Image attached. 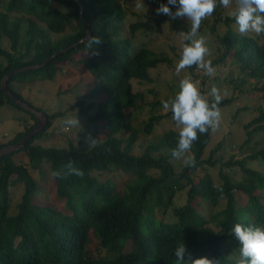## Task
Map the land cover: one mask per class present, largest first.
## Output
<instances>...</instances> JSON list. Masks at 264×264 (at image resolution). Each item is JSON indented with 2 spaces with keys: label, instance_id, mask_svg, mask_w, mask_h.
Listing matches in <instances>:
<instances>
[{
  "label": "trees",
  "instance_id": "16d2710c",
  "mask_svg": "<svg viewBox=\"0 0 264 264\" xmlns=\"http://www.w3.org/2000/svg\"><path fill=\"white\" fill-rule=\"evenodd\" d=\"M80 1L82 13L76 0H0V106L8 103L22 108L1 90L7 73L40 64L84 39L87 22L91 35L100 37V45L88 49L79 43L49 64L13 74L7 87L24 99L18 83L52 80L60 64L72 62L80 54L79 64L85 65L94 79L88 97L98 99L95 114L90 117L93 136L105 130L91 148H77L73 143L68 147L35 144L47 135L52 120L62 114L47 113V126L26 146L0 155V264H173L178 242L185 243L186 258L207 257L219 264H237L240 243L230 231L232 226L238 222L264 226V173L248 165L251 161L264 163V146L257 142L243 159L225 162L213 158L215 148L205 159L212 131L209 127L206 133H198L193 144L195 165L184 166L180 172L171 162L179 131L169 130L157 143H148L144 151H138L137 133H128L127 115L137 108L141 97L140 92L133 90V79L150 81V69L168 63L169 58L146 43L134 41L137 32L149 28L150 16L138 15L135 21L127 22L123 0ZM213 15L209 31L223 45L216 63L224 64L234 55L239 72L256 80V90L264 98V34L242 36L238 29H233L235 22L230 16H223L218 9ZM219 21L227 25L222 34L216 25ZM173 26L186 33L191 30L177 19ZM242 92L251 96L249 88ZM230 101L221 100L218 107ZM76 105L78 112L85 115L94 103L85 105L80 100ZM26 111L33 123L0 143V148L18 142L36 125V116ZM162 118L151 116L145 131L150 133L154 123ZM247 128L249 135L264 131V108H260ZM22 153L40 168V180L34 178L27 165L14 159ZM69 160L84 172L82 177L61 179L54 175L59 170L67 173L63 167ZM220 162L218 181L210 175L198 180L191 176V169ZM41 163L48 166L49 175ZM224 166L239 167L245 177L233 181L223 172ZM115 170L133 178L120 186L113 178ZM17 184L24 191L16 212L12 213L11 187ZM183 190L187 191L186 203L175 205L177 192ZM222 198L226 199L225 205L217 210ZM162 209L163 216L159 218L157 213ZM92 234L99 242L98 250H105L109 256L88 257ZM129 242L132 248L127 251ZM227 242L235 243L236 255L224 250Z\"/></svg>",
  "mask_w": 264,
  "mask_h": 264
},
{
  "label": "rangeland",
  "instance_id": "374dc122",
  "mask_svg": "<svg viewBox=\"0 0 264 264\" xmlns=\"http://www.w3.org/2000/svg\"><path fill=\"white\" fill-rule=\"evenodd\" d=\"M230 5L225 9L223 5L217 3V8L222 15H228L229 11L234 6ZM137 0H123L122 4L126 11L127 22L135 21L138 15L150 16L148 20L149 28L136 33L134 41L138 44L146 43L147 46L154 49L160 54L166 55L169 58L168 63L160 64L156 68L150 69L151 80L140 81L133 79L134 92H140L141 97L138 98V106L127 115L129 123V131L131 134L135 131L138 135L137 146L138 151H144L146 144L157 143L160 137L169 130L179 131L182 127L172 119L170 111H165L162 108L161 101L174 98L179 90V81L186 75L191 76L193 81L197 82L201 94L205 96L209 104L214 101L211 95V88L217 87L222 95V100H231L226 105L220 106L221 120L219 126L212 128L210 142L206 147L203 158L209 159L213 149L216 148L213 158H220V161L225 162L233 158L234 160L243 159L248 153L250 146L255 143H261L264 146V131L252 133L249 135L247 124L256 116L259 115L260 108H264V98L256 90V80L247 77V74H241L239 67L234 64L235 58L229 56L224 64H217V57L221 53L222 43L218 41L215 34L209 31V25L213 23L214 15L205 18L193 39H198L200 36L205 38L208 54L205 60H211L215 72L212 76H208L204 71L196 65L191 68L184 69L179 75L175 72V66L182 54L183 46L186 41L181 36L185 31H179L173 26V19L165 15H157L156 9L162 3H167L160 0H142L145 9H136ZM1 7V6H0ZM172 11H176V6H171ZM179 24L184 27H191L190 21L187 18H177ZM218 32L224 33L227 25L222 21L216 23ZM233 29L237 30L238 26L233 23ZM251 33V32H250ZM191 43V41H190ZM80 54L74 56V61L60 64L59 72L52 80H38L32 83H18V91L30 102L34 107L40 108L45 113L53 114L61 111L62 114L52 120V126L48 129L47 135L42 139H37L35 144H40L45 147H68L73 143L77 148H89L85 143V139L91 134L97 140V137H102L105 130H101L98 135L93 136L94 123L90 121V117L94 116L97 108L98 99H91L88 93L94 87L93 76L89 73L85 65L80 63ZM244 79L242 85L240 80ZM17 86V85H16ZM251 89V96H247L242 90ZM213 97L212 99H210ZM83 101L85 105L93 102V107L87 114L81 115L79 107L76 105L78 101ZM129 112V111H128ZM153 115H160L163 118L154 123L153 130L150 133L145 131V125ZM67 116H78L81 124L68 132H61L60 128L63 120ZM33 123L31 116L25 109L19 108L12 104H4L0 106V143H5L12 139L18 132L23 131L24 127ZM219 145V148H217ZM191 153L183 154L179 159L170 158L177 172L182 171L185 164L184 159ZM17 162L28 166L32 175L37 180L41 178L39 167L33 166L29 161V157L22 154L14 156ZM174 162V163H173ZM220 162L218 165L205 164L197 168L191 169V176L198 180L200 176L210 175L218 181ZM248 165L264 173V163L260 161H251ZM43 171L47 175L48 166L41 163ZM152 172H155L154 170ZM223 172L227 173L233 181L242 180L245 177L244 172L239 167H223ZM45 174V175H46ZM46 175V176H47ZM102 177L107 178L103 175ZM120 186H123L124 180H131L129 174L122 170H115L113 173ZM24 187L17 184L11 187L12 194V213L16 212V205L21 201ZM187 199V191H178L174 200L175 205L185 204ZM226 199L222 198L218 209L224 207ZM206 211V208H202ZM163 209L157 213L161 218ZM98 240L94 234L91 235V241L88 245V257L100 258L110 254L105 250H98ZM131 242L128 243L126 250H130ZM224 250L230 255L238 253L235 243H226ZM237 251V253H236Z\"/></svg>",
  "mask_w": 264,
  "mask_h": 264
},
{
  "label": "clouds",
  "instance_id": "9594fccd",
  "mask_svg": "<svg viewBox=\"0 0 264 264\" xmlns=\"http://www.w3.org/2000/svg\"><path fill=\"white\" fill-rule=\"evenodd\" d=\"M218 0H167L156 9L157 15H165L175 20L177 18H187L191 23V30L187 33H181L185 41H191L183 46L182 54L175 66L177 75L184 69L196 65L202 69L208 76L215 72L211 60H205L208 54L205 38L200 36L193 39L200 29L202 21L212 15L217 8ZM219 3L228 9L233 5V0H219ZM171 6H176L173 12ZM136 9H145L142 0H137ZM229 16L238 26L239 33L243 36L248 33L256 35L264 34V0H235L234 6L229 11ZM88 49H94L102 43L100 37L87 34L80 41ZM94 55H99L98 51H93ZM218 64V63H217ZM211 95L214 102L210 105L208 100L201 94L197 82L193 81L191 76H185L179 81V90L171 99L161 101L162 108L170 111L172 119L182 127L178 133V144L171 152V156L179 159L183 154L191 153L193 144L198 140V133H206L209 127L215 129L219 126L221 120V110L218 107L223 99L217 87L211 88ZM47 114V113H46ZM81 124L78 116H67L61 125V132H68ZM85 143L91 148L97 143V140L89 134ZM196 158L194 155L185 157L183 163L185 166H194ZM62 170L56 171L54 175L64 179L68 176L82 177L84 172L75 167L72 160L67 161ZM240 243L239 256L237 264H264V226L254 224L236 223L230 229ZM187 248L184 242H178L174 248L173 264H219L217 260L207 257L191 259L186 258Z\"/></svg>",
  "mask_w": 264,
  "mask_h": 264
},
{
  "label": "water",
  "instance_id": "95a60500",
  "mask_svg": "<svg viewBox=\"0 0 264 264\" xmlns=\"http://www.w3.org/2000/svg\"><path fill=\"white\" fill-rule=\"evenodd\" d=\"M76 1L78 2L79 6H80V13H82L83 4H82V2L80 0H76ZM86 27H87V34H91L90 27H89L87 22H86ZM80 41H78V42H76V43H74V44H72V45H70V46H68V47L56 52L55 54H53L52 56H50L49 58H47L44 62H42L40 64L30 65V66H26V67H23V68H18V69L12 70L11 72L7 73L3 77L2 81H1V90L5 94L9 95L16 102V104H18L19 106H21L25 110H28V111L32 112L37 118V123L21 140H19L16 143L9 144V145L1 147L0 148V155L13 153V152L19 150L20 148L26 146L27 142L36 133L42 131L47 126V124L49 122L48 115L43 110L37 109L36 107L32 106L30 103H28L24 99L20 98L17 94L13 93L7 87V82L9 80V78L15 73H20V72L28 70V69H33V68H37L39 66H43V65L49 64L58 55L69 51L72 47L77 46L80 43Z\"/></svg>",
  "mask_w": 264,
  "mask_h": 264
}]
</instances>
